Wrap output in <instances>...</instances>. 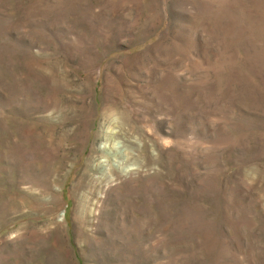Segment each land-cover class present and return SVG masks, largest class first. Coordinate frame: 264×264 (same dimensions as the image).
Instances as JSON below:
<instances>
[{"label": "rangeland", "instance_id": "1", "mask_svg": "<svg viewBox=\"0 0 264 264\" xmlns=\"http://www.w3.org/2000/svg\"><path fill=\"white\" fill-rule=\"evenodd\" d=\"M0 264H264V0H0Z\"/></svg>", "mask_w": 264, "mask_h": 264}]
</instances>
